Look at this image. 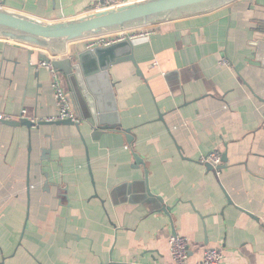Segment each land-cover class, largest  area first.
I'll use <instances>...</instances> for the list:
<instances>
[{"label": "crops", "instance_id": "crops-1", "mask_svg": "<svg viewBox=\"0 0 264 264\" xmlns=\"http://www.w3.org/2000/svg\"><path fill=\"white\" fill-rule=\"evenodd\" d=\"M2 2L46 22L98 3ZM262 24L264 0L159 23L134 41L144 78L114 66L112 93L99 81L84 94L59 73L81 133L0 122V264H168L175 233L189 240V264L208 248H222L224 264H264ZM42 55L0 40V117L57 115ZM92 110L114 123L98 139ZM213 152L227 157L217 171L200 163Z\"/></svg>", "mask_w": 264, "mask_h": 264}, {"label": "water", "instance_id": "water-1", "mask_svg": "<svg viewBox=\"0 0 264 264\" xmlns=\"http://www.w3.org/2000/svg\"><path fill=\"white\" fill-rule=\"evenodd\" d=\"M236 1L238 0H143L55 22H46L0 6V40L43 51L41 62L47 66L51 65L55 72L62 73L71 84L76 85V80L84 94L88 88L91 90L93 85H98L99 81L103 83L99 84L101 87H107L112 93L109 73L114 66L125 62L132 63L136 75L144 78L136 60L134 42L127 40L110 47L86 49L80 52L73 50L69 53L68 48L71 44L207 13L229 6ZM2 5H5V0ZM263 46L264 42L260 41L259 48ZM87 119L93 127L99 129L93 134L95 139L114 128L113 121L96 116L94 110L92 116ZM0 122L10 126L24 124L29 128L43 125L73 126L80 133L82 125L80 120L36 123L35 120L33 122L31 119L23 118L20 122L6 119H0ZM226 162L227 157L224 155L222 165L217 169L212 165L208 166L217 171ZM148 195H152L149 190ZM158 201L163 203L161 198H158ZM170 209L163 207L165 213L170 212Z\"/></svg>", "mask_w": 264, "mask_h": 264}, {"label": "built area", "instance_id": "built-area-1", "mask_svg": "<svg viewBox=\"0 0 264 264\" xmlns=\"http://www.w3.org/2000/svg\"><path fill=\"white\" fill-rule=\"evenodd\" d=\"M94 11L104 10L111 7H118L124 4L139 2L143 0H97ZM154 34V26L143 27L136 30L115 33L111 35L101 36L86 40V49L105 48L112 45L125 42L127 40L135 41L139 39L150 40ZM223 65H227V61H222ZM41 67L47 68L53 75L52 88L54 91V98L58 113L56 116L48 118L47 122L72 120L79 121V116L74 111L70 99L64 89L60 74L55 72L51 65L47 66L45 63H40ZM0 119L9 120L5 116ZM200 162L203 164H210L215 169L222 165V154L213 152L209 155L202 156ZM219 174V171L217 172ZM171 261L168 264H189L190 245L189 240L183 235L175 233L169 239ZM225 254L222 248H208L205 250L201 264H224Z\"/></svg>", "mask_w": 264, "mask_h": 264}, {"label": "rangeland", "instance_id": "rangeland-1", "mask_svg": "<svg viewBox=\"0 0 264 264\" xmlns=\"http://www.w3.org/2000/svg\"><path fill=\"white\" fill-rule=\"evenodd\" d=\"M153 26H156V25H153ZM136 41V40H135ZM41 63V62H40ZM41 67V66H40ZM201 163V162H200ZM203 164V163H202ZM205 165H210V164H205Z\"/></svg>", "mask_w": 264, "mask_h": 264}, {"label": "trees", "instance_id": "trees-1", "mask_svg": "<svg viewBox=\"0 0 264 264\" xmlns=\"http://www.w3.org/2000/svg\"><path fill=\"white\" fill-rule=\"evenodd\" d=\"M263 25V27H264V24H262ZM264 29V28H263Z\"/></svg>", "mask_w": 264, "mask_h": 264}]
</instances>
